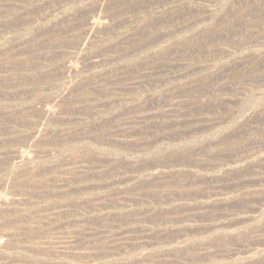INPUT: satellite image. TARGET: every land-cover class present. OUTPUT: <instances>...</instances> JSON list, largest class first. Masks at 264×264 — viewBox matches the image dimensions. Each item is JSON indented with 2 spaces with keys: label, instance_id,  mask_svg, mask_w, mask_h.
Returning a JSON list of instances; mask_svg holds the SVG:
<instances>
[{
  "label": "rangeland",
  "instance_id": "rangeland-1",
  "mask_svg": "<svg viewBox=\"0 0 264 264\" xmlns=\"http://www.w3.org/2000/svg\"><path fill=\"white\" fill-rule=\"evenodd\" d=\"M0 264H264V0H0Z\"/></svg>",
  "mask_w": 264,
  "mask_h": 264
}]
</instances>
